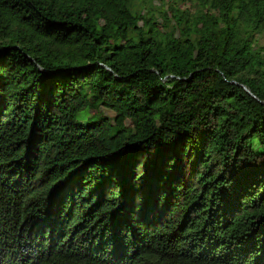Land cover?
Instances as JSON below:
<instances>
[{
  "label": "trees",
  "instance_id": "trees-1",
  "mask_svg": "<svg viewBox=\"0 0 264 264\" xmlns=\"http://www.w3.org/2000/svg\"><path fill=\"white\" fill-rule=\"evenodd\" d=\"M142 1L0 0V264H264V0Z\"/></svg>",
  "mask_w": 264,
  "mask_h": 264
},
{
  "label": "rangeland",
  "instance_id": "rangeland-1",
  "mask_svg": "<svg viewBox=\"0 0 264 264\" xmlns=\"http://www.w3.org/2000/svg\"><path fill=\"white\" fill-rule=\"evenodd\" d=\"M136 3H138V1H136ZM151 4H152V0H144L140 4H138V8L141 9V10H143L145 16H148L149 17L150 15H152L151 14L152 9L150 8ZM155 5L157 6V9H160V6H159L160 4L158 2H155L154 6ZM188 5H190V3ZM173 32H174V30H172V33ZM260 44L262 46H264V37L260 40ZM101 114H103L105 116H109V115L111 116L112 115V112H110L109 110H106V109L102 108L101 109Z\"/></svg>",
  "mask_w": 264,
  "mask_h": 264
}]
</instances>
